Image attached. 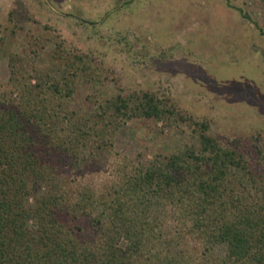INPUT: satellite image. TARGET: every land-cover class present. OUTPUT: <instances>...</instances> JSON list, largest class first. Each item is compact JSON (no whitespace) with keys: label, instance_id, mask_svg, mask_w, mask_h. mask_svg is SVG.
Wrapping results in <instances>:
<instances>
[{"label":"trees","instance_id":"trees-1","mask_svg":"<svg viewBox=\"0 0 264 264\" xmlns=\"http://www.w3.org/2000/svg\"><path fill=\"white\" fill-rule=\"evenodd\" d=\"M86 63L68 58L55 76L28 56L9 59L0 81V264H264V173L242 148L151 91L74 108ZM176 118L197 131V150L184 145L146 164L114 152L126 123ZM91 162L100 178L85 168Z\"/></svg>","mask_w":264,"mask_h":264},{"label":"rangeland","instance_id":"rangeland-1","mask_svg":"<svg viewBox=\"0 0 264 264\" xmlns=\"http://www.w3.org/2000/svg\"><path fill=\"white\" fill-rule=\"evenodd\" d=\"M227 1L0 0V81L13 55L55 76L68 58L83 56L89 69L74 108L151 91L206 122L223 145L240 146L264 173V0ZM113 142L114 152L141 164L199 148L197 131L178 118L134 119ZM85 168L102 175L95 163Z\"/></svg>","mask_w":264,"mask_h":264}]
</instances>
